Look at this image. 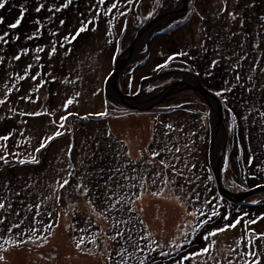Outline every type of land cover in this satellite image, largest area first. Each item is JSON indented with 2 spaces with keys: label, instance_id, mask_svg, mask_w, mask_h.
I'll return each instance as SVG.
<instances>
[{
  "label": "trees",
  "instance_id": "1",
  "mask_svg": "<svg viewBox=\"0 0 264 264\" xmlns=\"http://www.w3.org/2000/svg\"><path fill=\"white\" fill-rule=\"evenodd\" d=\"M191 1H198V3L200 1H232V3L228 7H225L221 14L217 12L212 13V17L203 14L201 16V23H203L202 30L198 31V33H187L177 41L171 38L174 33L184 28L186 32H189L188 25L190 22L188 18L176 22L162 30L153 39L150 45V53L144 59L134 64L137 67L134 70L137 72L138 69L142 67L147 68L151 63L155 64L159 69L152 72L151 70L154 68L146 69L145 77L156 73L170 72L171 69H185L196 74L204 88L221 100L224 116L230 127L231 137L229 138V147L227 151V164L223 172L225 188L234 192H243L258 186H263L264 172H260L258 169L264 168V142L260 149H257L255 145L247 149L245 148V145L249 141L245 142L240 136L237 113L243 108H248L251 110L250 114H264V86L259 87L264 83V24H262L264 21V0ZM0 2L5 3L4 8L0 9V18L3 19V23L0 24V36L5 37L6 40V42L0 41V100L5 101L3 105H0V137L5 135L10 137L6 142L0 140V145H6L8 158L12 161L9 165H4L2 162L0 163V193L5 192V195L1 197L0 200L6 198V203H4L6 206L5 209L0 210V217H2L0 219L4 220V224L0 225V227L4 230V233H6L4 238L5 241H10L6 243V245H13L16 247V244L25 245L28 244V242L39 239L41 240L39 247H41L45 245V242L42 241V237L46 236L50 238L49 234H51L52 231H50L48 226H52L55 216H59L55 212L54 215L49 214V212H46V214L49 215H45L38 211L37 194L39 190L37 191L36 184L43 183V181L47 182L44 178L49 175V171H51L55 165V163H48L49 159L50 157L56 159L54 157L56 154L51 148L58 141L60 142L63 136L55 137V139L49 142L46 148L41 149L40 153H34V149L40 145L37 146V143H39L37 139L39 137L45 139L49 136L47 132L52 127L55 128V123L47 127L41 124L40 126L43 130H34V143L28 147L24 145L27 138L23 134L17 136V133L20 131H16V126L21 125V129H27L32 126L35 127L48 115L47 112H49V110L53 109L54 112L58 109L61 110V103H58L57 99L59 95H61L62 98L68 84L65 82V77L64 79L59 78V51L66 52L67 50V54L71 53L80 58L83 57V64L81 65L83 69H85L88 54H96L101 59V54L92 52L93 49L98 48L99 50L97 51L109 52V56H107V62L109 63L107 69L108 77L113 71L115 61L134 40L138 29L146 25L150 17H152L151 12L147 16V19L142 17L143 6L146 4L149 8L150 4L147 0H133L132 3H129L128 0H120L118 9H113L111 13L105 15V10L111 6L114 0H106L104 5H98L97 0H71L67 8H64L63 5L67 3L68 0H6V2L5 0H0ZM41 5L43 7H40ZM38 7H40V11H37ZM126 7L134 9L133 11L129 10L128 15L132 16L134 22L139 17L140 24L135 28L132 26L136 32L131 33L132 36H128L125 39L126 45H122L120 41L127 35L126 33L129 27L126 30L125 25L119 21V18L122 16L121 12H124L123 8ZM57 8H59L60 11H56ZM219 16H221L220 20L216 22L212 20V18H217ZM17 20L20 21L19 26L11 28L10 25L16 23ZM89 21H92V23H89ZM82 24L89 30L77 37L72 44H68L64 40V37L70 34L74 35ZM115 24L117 25L113 28ZM214 25H216V27H213ZM96 29L104 30V36L107 40L102 42L98 39L97 42H94L93 31ZM29 37L33 38L29 39ZM53 44H55L57 48L55 55L51 53ZM37 49H43V51L37 52ZM23 50H27L26 55L22 54ZM47 51H50V58L56 64L55 70H58L55 72L56 76L45 71L41 67L37 68L34 65L30 66V58L36 59V64L38 63L44 66L46 64L45 59ZM83 51H85V53H82ZM17 55H20L19 60L15 59ZM146 65L147 67H145ZM161 65L167 66L160 67ZM29 66L30 71H26V69H29ZM133 68L134 66L125 70L120 79L123 93L132 96L138 93L139 85L143 78V76H141L140 79H131L130 75L133 72ZM33 76L35 79H33ZM237 76L240 77L239 80L236 79ZM20 77L25 78L21 79ZM106 78L102 81L100 95L104 103L107 102L105 88ZM127 78H130L131 83H133L131 89L124 85ZM232 78L234 82H230ZM91 80H95V86L91 85V88L93 90L98 89L100 82L96 79ZM134 83H137L136 88H133ZM41 85L43 86L41 87ZM4 87L7 88V91H5L6 96L2 94V88ZM225 88L229 89V91L225 92ZM42 90H45L44 95L40 93ZM148 90L152 91L153 87H150ZM218 91L224 92L223 100L215 94ZM181 94L183 95L182 99L185 97L187 101L180 102L176 104L177 106L167 107L168 109L163 110H167L171 113H186L184 106L180 105L185 104V102L188 104L195 100V103H193V106H195L194 111L196 109H203V114L207 116L208 113L209 117L208 106L205 105L202 100L198 99L194 92L185 91ZM21 97L26 98L21 99ZM27 97H30V99ZM191 98H194V100ZM182 99L163 102L160 103V106L161 108L169 106L172 105L171 103L179 102ZM225 100L227 101L226 104L224 103ZM198 102L204 107H200ZM38 103H41L42 106V110H39L41 115H39L40 118L34 119L32 118L33 115L27 110H35ZM57 103L59 106L51 108L52 105ZM108 104H112V106L118 108L113 102ZM68 107L69 104L66 103L62 105V110L63 108L68 109ZM186 108L189 110L193 109L187 106ZM229 108L231 112L228 111ZM154 109H159V107ZM72 110L74 109H71L69 114L73 113ZM85 110L86 109L81 112ZM36 113L39 112L37 111ZM203 114L201 116H203ZM192 115L194 117L193 110ZM81 116L87 115L78 114L74 118L73 115L68 116L69 124H74L77 121L83 123V125L80 126L83 131L79 134V136L82 137V141L77 140L73 143L70 157L76 158L78 156L82 163H80L81 166L85 167L84 174L86 177V188H88L87 193H90V195L94 197L95 205L96 202H102L104 204V198L100 196L104 163H89L90 160H109L111 163L108 164L111 168L112 163H117L116 160L119 149L125 145L129 152L134 157L136 156L138 151L136 142L123 131L105 130V128L94 127V121L97 125L104 117L92 116L90 119L80 120ZM186 116L189 117L188 115ZM170 117L172 116H168L167 118ZM233 117H235V119H233ZM193 119L185 120L184 124H188ZM195 119L198 122L196 130H198L200 132L199 135L203 137L202 141L198 143L204 159L203 165L200 166L199 163H187L189 172L185 173L184 167L177 168L176 165L169 163V161L163 157L167 146L169 147V145L173 143L181 145L179 137L175 136L176 134H174L171 129L167 128L162 144L153 147V152L159 151L160 156L155 158L152 157V159L146 158V160L144 156H142L136 158V163L134 160H131L129 162L131 165L127 164L128 169L134 171L141 163L145 172H152L154 177L151 178V174L146 173L142 182H145L144 185L148 187V192H162L163 194L156 196L147 194L146 196H141L136 194L138 189H132L134 193H130V196L125 197L124 200L127 211L121 209L123 204V202H121L115 210L110 212V219H105L111 221L113 225L112 234H116V227H118L125 233V237H127L128 233L126 232H128L129 226L139 223L138 218H136L130 210L134 206L132 203L134 197L138 196L140 197L139 205H141L140 207L149 220H151L153 216H148V213L151 215V208L148 206V202H152L154 206L162 210L166 215V211H169L170 217L172 213L177 219L181 218L183 226L184 224L188 226L185 230L189 233V237L182 242L178 249L167 248V252L171 250L172 253L168 257L161 256L158 251L154 256L155 259L151 261V264H175L178 257L200 251L208 243L202 239L204 234L208 231L223 227L226 223L230 224L237 217L245 213L249 215L246 216L245 219L241 221V225L237 227L247 236V233L243 230L245 220L256 218L258 220L256 228H259L258 231L264 233V220H260V217L264 216V193L249 198V200L251 199L250 201L247 199L240 204L231 202L219 193L216 180L208 163V148L210 143L208 122L205 123L200 117ZM234 127L235 132L232 134ZM158 131L159 129H157V132ZM88 132L91 133L87 136L86 134ZM154 143H156V141ZM148 146L152 148V146ZM15 153H21L22 158H26L30 153L38 155L41 163L39 165L18 164L15 162ZM2 154L5 153L0 152V155ZM252 156H254L255 159L249 163V158ZM161 159L174 165L176 169L183 171L184 176L176 177L173 169L164 168L163 164L159 163ZM151 161H154V163H151ZM145 164H147L146 167ZM192 165H195V168H192ZM25 168H30V172L27 173L28 171H26ZM18 170H20L21 173H17ZM209 175L212 177L211 180L207 179ZM137 176L135 178H137ZM253 176H255L256 179H252ZM184 177H187L188 180L186 181ZM165 179H175L176 183L165 185L163 182ZM24 181L28 183V186L25 185ZM26 191L28 194H26ZM197 195L199 199H197ZM215 197L220 198L219 202L214 199ZM255 198H259L258 201L254 200ZM205 201H211L212 204H206ZM253 201H257V203H253ZM0 203L3 202L0 201ZM80 203L74 201L68 206L69 211L74 210V212L77 213L74 224L79 238L89 237L90 241L95 240L96 244L99 246L103 236H98L100 234L96 231L95 225L98 224L101 226L104 224L103 222L98 223L96 220L94 221V219L93 223L89 222V217H85L83 214L84 212L80 211V207H82ZM165 205L168 207H164ZM212 205L216 206V210L220 213V216L211 218L208 223L205 224L204 221L206 216L201 214V210L205 214H210ZM96 208L98 210L97 212L108 213L106 209H101L98 205H96ZM189 212L194 213V215L189 216ZM17 213H19V215H17ZM160 215L161 213H159V216ZM224 215H229L230 219L225 221L222 218ZM40 216L43 217L40 218ZM77 218H81L80 224L77 223ZM121 221H129V223L125 225L124 223H120ZM17 223H21V228L16 229L12 227V225ZM114 225H116V227H114ZM251 226L258 234L255 224ZM193 229H195V231H193ZM225 233L226 232L218 233L217 236ZM142 234L145 235L143 230ZM174 234H176V230ZM17 235L21 236L19 240H17ZM140 235L141 233L137 232L132 234V238L134 237L133 239L136 240ZM65 236L67 237L68 245L77 240L75 235L66 234ZM216 237H212L210 240L215 241ZM21 241L26 243H21ZM217 243L218 242L215 241L214 247L210 249L207 254L198 256L194 260L186 261L185 264H199L203 257L207 255H216L215 248ZM122 244L123 241L119 237L113 250L109 252L111 253V264H117L119 261L120 257L117 253L121 249ZM255 244L258 247L260 241L256 240ZM257 247L256 249L258 250ZM262 248L264 249V247ZM129 250L132 251L131 248H129ZM242 251L243 253L245 252V250ZM91 253L93 255L89 254L86 256L90 261L89 264H104V258L98 259L95 257V247H92ZM196 260H199V262ZM131 264H133V262Z\"/></svg>",
  "mask_w": 264,
  "mask_h": 264
},
{
  "label": "rangeland",
  "instance_id": "2",
  "mask_svg": "<svg viewBox=\"0 0 264 264\" xmlns=\"http://www.w3.org/2000/svg\"><path fill=\"white\" fill-rule=\"evenodd\" d=\"M149 1V8L145 4L143 6V14L142 17L144 19H147L149 13L152 11L151 16H155L157 13L162 12L163 6H164V0H147ZM178 1V0H177ZM232 1H198L193 2L189 1V6L186 14L182 17H180L182 20L187 19L189 20L190 24L188 25L189 32H186V29H182L177 33H174L171 38L174 41H177L184 37L187 33H198V31L202 30V24L201 23V16L203 14H206L209 17H212V13H223V9L225 7H228ZM129 10H132L129 7L123 8L124 13L126 15H123L119 18V21L122 23L125 22V26L129 27V30L127 31V35H125V40L128 36H132L131 33H134L133 27H136V25L139 24L140 18L136 19L134 22V19L132 22H126L127 18H130ZM134 10V9H133ZM132 10V11H133ZM220 17L212 18L214 22L217 20H220ZM133 24V27H132ZM264 24V21L262 22ZM115 24L113 28L116 26ZM213 27H216L214 25ZM136 32V30H135ZM93 39L94 42L98 41H105L104 36V30L96 29L93 31ZM98 45V44H97ZM99 46V45H98ZM100 47V46H99ZM97 49H93L92 52L101 54V59L96 54H88L85 69L81 67L83 64V57H79L77 55L73 54H66L64 51H59V78L66 79L68 87H66L65 93L62 95H59V98L57 99L58 103H61L60 108L61 110L53 111V109L49 110L47 112L46 117H42L43 120L41 123H38L35 127H29V128H23L21 129V125L16 126V131H20L17 133V136L23 134L27 141L24 144L25 147H28L29 145H33L34 143V130L40 131L43 130V128L40 126L47 127L48 125H51L52 123H55V128L52 127L47 132V137L52 136L55 132L61 131L64 133V135L55 145L52 146L51 150L55 152L56 155L54 157L56 159H53L50 157L48 163H55L53 169L49 171V175L45 176L44 179H46L47 182L43 181V183H37V191L41 190L43 194L47 193L46 198V205L42 207L43 212L45 211H51L53 209L54 211H57L59 202L61 205H63L66 202L73 203L74 201L80 203H84V206L86 208L80 207V211L84 212L85 217H89L90 222L93 223L96 220L98 223L103 222L104 225L99 226L98 224L96 226V231L100 234L98 236H104L101 238V245H97L99 250H103L102 253H106L107 251H112L113 246L115 243L110 244V240L108 237L111 236V230H112V224L111 221L105 220L110 219V214L108 213H101V212H95L96 211V205H95V199L90 193H87L88 188H86V177L84 174L85 167L81 166V162L79 160V157L76 158L70 157L68 153V149L75 141H82V137L79 136V134L83 131L81 129V125H83L82 122L77 121L74 124H69L68 119L63 120L62 118L64 116H69V112L71 109L73 113L78 114H85L88 115L89 113H99L103 111H107L109 115L107 117H104L99 124H94V127L98 128H105V130H116V131H123L125 132L133 141L136 142L137 147V154L134 157L128 150V148L125 146L121 147L119 149V153L117 156V163H112L111 168L109 167L108 163H111L109 160H90L89 163H104L103 165V182L101 186V192L100 196L104 198V205L106 207H112L113 205H116V201L120 200L124 203L125 197L130 196V193H134L132 189H138L137 195L146 196L147 193L144 192L145 182L143 181V177L146 173L143 170L142 164L140 163L139 166L133 171L132 169H128V165H131L129 162L131 160H134L136 163V158L144 156L145 160L146 158H151L152 156L149 155L150 151L153 152V147L155 145L160 146L164 140V137L167 132V125L171 124L173 126L174 130H171L175 136H178L181 145L178 144H170L169 147L167 146V149L165 153L163 154V157L169 161V163H173L176 165L177 168L184 167L185 173H188V167H185L187 163H199L200 166L203 165L204 159L202 157V152L200 150L199 142L202 141V136L199 135V131L196 130V127L198 126V122L195 118H201L202 121L205 123L208 122L209 126V117L208 113L207 116L203 114V109L195 110L193 103H195L194 98H191V103L182 104L184 108L186 109V113H171L167 110L161 109V106H158L159 109H153L145 112H135L125 109H118L112 104H108L109 101L103 102L101 99V86L102 81L107 77V69L109 63L108 60V53L109 52H101L97 51ZM78 52V51H77ZM79 53V52H78ZM82 53H85L83 51ZM105 57H103V56ZM107 57V59H106ZM31 65H34L37 68H42L47 72H50L52 75H55V72L58 70L56 69L55 62L50 58V51L46 52V59H45V65H39L36 64V59L30 58ZM150 68H156L155 64H149L147 68H141L139 72H136L133 70L131 76V79H140L141 76L145 78V70ZM124 72V71H123ZM121 72L120 74H122ZM150 72V71H149ZM187 76H192L198 79L196 74H193L190 70H175L171 69L170 72L165 73H157V78L153 77L150 79L149 82L152 84L151 87H160L163 86L169 82L175 81H185ZM15 77V76H14ZM96 79L100 82V86L98 89L93 90L91 88V85H94ZM119 78V82H120ZM91 80V81H90ZM199 80V79H198ZM197 80V81H198ZM261 80V78H260ZM259 80V81H260ZM10 81V80H7ZM199 82V81H198ZM230 82H234L233 78L230 80ZM10 83V82H9ZM93 83V84H92ZM131 83L130 78H127L124 82V85L131 89ZM252 85V84H251ZM256 85V84H255ZM133 88H136L137 83H134ZM203 86V85H202ZM253 86V85H252ZM264 83L261 84L259 87H263ZM140 87V85H139ZM4 89V90H3ZM145 90V88H143ZM148 91V89L146 88ZM160 90V89H159ZM7 88H2V94L6 96ZM45 90H42L40 93L41 95H44ZM149 92V91H148ZM183 95L180 93L173 98H171V101H174L175 99H182ZM190 98V97H189ZM71 99L73 101L72 104L69 105L68 109L63 108L62 105H65L67 101ZM108 99L113 100V97L111 96V93L108 92ZM187 101L184 97V99L180 100L179 102L171 103L173 106H176V104H179L180 102ZM52 105L51 108L59 106V104ZM199 106L204 107L200 102ZM206 105V104H205ZM187 107L193 108L194 117L192 115V110H189ZM47 109H49L47 106H45ZM113 107V108H112ZM86 109L85 111L81 112L82 110ZM39 110H42L41 103H38L35 110L28 109L27 111L30 113H36L37 111L40 113ZM202 110V112H201ZM251 110L248 108H243L241 111L237 113V119L238 124L240 127V136L244 139L245 142H248L245 145V148H249L253 145L257 149H260V147L263 145L264 142V116L260 114H250ZM174 114V116H173ZM203 114V116H201ZM188 115L189 117H187ZM77 115H73V118ZM168 116H172L170 118H167ZM84 117V116H81ZM80 117V120H81ZM246 117V119H245ZM34 119L40 118L39 116H34ZM194 118V119H193ZM33 119V120H34ZM187 119H193L188 124H184V121ZM227 121V120H226ZM21 124V123H20ZM63 124L64 127L60 128L59 125ZM228 124V122H227ZM181 126V127H180ZM187 126V127H185ZM229 126V124H228ZM157 129L159 131L157 132ZM210 129V128H209ZM156 132V134H155ZM230 132V127H229ZM235 132L232 131V134ZM91 132H88L86 135L88 136ZM46 137V138H47ZM231 137V135H230ZM15 138V137H14ZM13 138V140H14ZM44 138L39 137L37 141V146L43 141ZM129 141V140H128ZM156 141V143H154ZM153 142V143H152ZM152 146L149 147L148 145ZM185 145H188V147H185ZM176 148H180V152H175ZM170 149L171 151H168ZM57 151V152H56ZM167 152V153H166ZM130 154V156L128 155ZM177 157L179 159H177ZM143 158V159H144ZM1 163V162H0ZM81 163V164H80ZM147 163V162H144ZM151 163H154V161H151ZM147 164H145V167ZM47 169V168H46ZM27 173L30 172V168H25ZM48 170V169H47ZM21 173L20 170L17 171V173ZM71 173V175H69ZM151 174V178H153V174ZM42 175V174H41ZM40 175V176H41ZM138 175V176H137ZM32 176V175H31ZM113 177L111 181H109V177ZM135 180L129 179V177H136ZM67 179L68 184L61 187V184H63V181ZM25 182V181H24ZM28 183L25 182V185ZM143 185V187H142ZM264 186V185H263ZM36 191V192H37ZM229 191V190H228ZM232 193L237 194V197L235 198L236 201H239L242 196L243 192H234L230 191ZM111 197V200L108 199V197ZM255 197V196H254ZM145 198V197H144ZM252 198V197H250ZM44 199V198H43ZM41 199L39 201V204L42 206ZM259 198H255L254 200L258 201ZM139 200L137 197H134V201L136 202L133 208L135 209L132 211V214L138 218L140 221L141 219L144 220L145 225H147V229H145L144 225L132 224L129 226V228L132 230V234H135L137 232L142 234V230L144 231V234L147 235L149 232L151 233L152 237L156 239L160 245L163 246L164 251L167 252V248L169 249H178V247L181 246L182 242L185 240V238H182V231L180 230L183 226L182 219H177L174 214L171 213V217L169 216V211L167 212V215L162 211L159 210L156 206L153 205L152 202H148V206L151 208V215L148 213V216L152 217L151 220L147 217L145 212L140 211L141 205H139ZM247 200L246 198L241 199L238 204L245 202ZM251 200V199H250ZM248 199V201H250ZM2 202V200H0ZM53 201L55 202L56 209L52 207ZM57 201V202H56ZM91 202V203H90ZM103 205V204H102ZM48 207V208H47ZM164 207H168L165 205ZM93 209V210H90ZM102 208V207H101ZM127 211V207H126ZM159 213L161 215L159 216ZM59 216V215H58ZM77 213L73 211L69 212H61L59 223L57 228H55V225H52L50 228L51 234L50 238L45 239V237H42V241L45 242V245L39 247L41 240L37 239L34 240V242H28V244L20 245L19 247H14L13 245H6L5 243V234L4 230L0 227V256H4V260L0 261V264H89V259L85 258H77V256H74L71 252V249L67 243V237L65 236L68 234V232L72 233L75 232V235L78 236L77 231L74 229V219L76 218ZM43 216H40L42 218ZM161 217V218H160ZM2 218V217H0ZM78 219V224L81 222V218ZM76 219V220H77ZM96 222V223H97ZM185 225V224H184ZM188 227V226H187ZM186 227V228H187ZM257 227V223L255 224V228ZM176 230V234H174ZM249 230H253L252 226L249 225ZM258 234L261 233L259 228H256ZM109 232V233H108ZM128 233V232H126ZM175 236H174V235ZM178 237H181L179 240H177ZM21 238L20 235H17V240ZM134 238V237H133ZM247 236L240 230V228L231 229L229 228L225 234L219 235L215 238V241L218 243L216 244L215 248V254L213 256H206L202 260H200L201 264H229L226 263L225 260L229 262V260L233 261L234 264L240 263L242 264L241 256L243 254L242 250H246V243H247ZM176 241V243L179 245L178 247H172V242ZM142 245L145 243L144 241L140 242ZM82 248H88L90 249L89 245L84 244ZM258 250L264 251L262 247H260V244H258ZM5 249L7 251H5ZM232 249H235L236 251L233 252ZM257 250V249H256ZM130 251V250H129ZM160 252V249L157 248L155 252L152 254H149V259L154 257L156 253ZM66 252L68 256L66 255ZM199 262V260H196ZM132 262L130 261L129 264Z\"/></svg>",
  "mask_w": 264,
  "mask_h": 264
},
{
  "label": "snow or ice",
  "instance_id": "3",
  "mask_svg": "<svg viewBox=\"0 0 264 264\" xmlns=\"http://www.w3.org/2000/svg\"><path fill=\"white\" fill-rule=\"evenodd\" d=\"M5 2H6V0H5ZM128 2L132 3L133 0H128ZM70 3H71V0H68V2L65 3L63 5V7L67 8ZM105 3H106V0H97V4L98 5H104ZM119 3H120V0H114V2L111 4V6L105 10L104 14L107 15L108 13H111L113 9H118ZM4 6H5V3L4 2H0V9L4 8ZM40 7H43V6L41 5ZM40 7L37 8V11H40ZM56 11H60V9L57 8ZM121 15L122 16L126 15V13L121 12ZM233 18H235V17H233ZM109 22H111V21H109ZM2 23H3V19L0 18V24H2ZM19 23H20V21L17 20V22L11 24L10 27L11 28H16V27L19 26ZM89 23H92V21H89ZM88 30L89 29L82 24L76 30L74 35L70 34L69 36H65L64 40L68 44H72L76 40L77 37H79L82 33L87 32ZM32 38L33 37H29V39H32ZM17 39H18V37H17ZM0 41L6 42L5 37L0 36ZM40 51H43V49H37V52H40ZM56 52H57L56 45L53 44L52 47H51V53L53 55H55ZM22 54L26 55L27 54V50H23ZM66 54H67V50H66ZM37 58H39V57H37ZM15 59L19 60L20 59V55H17L15 57ZM166 66L167 65H161V67H166ZM26 71H30V66H29V69H26ZM49 75H51V74H49ZM20 78L24 79L25 77H20ZM33 79H35L34 76H33ZM236 79L239 80L240 77L237 76ZM65 82H68V81H65ZM42 86L43 85H41V87ZM227 91H229V89L225 88V92H227ZM133 94H135V93H133ZM215 94L217 96L221 97V99L223 100L224 92H219L218 91ZM25 98L26 97H21V99H25ZM27 98L30 99V97H27ZM4 103H5L4 100H0V105H3ZM72 103H73V101L71 99H69L67 101V104H69V105L72 104ZM224 103L226 104L227 101L225 100ZM228 111L231 112V109L229 108ZM31 115L39 116V115H41V113H31ZM69 115H78V113H70ZM108 115H109V113L107 111H103V112H99V113H89L87 116L81 117V119H90L92 116L107 117ZM262 115H264V114H262ZM62 119L63 120H67L68 116L66 115ZM233 119H235V117H233ZM245 119H246V117H245ZM59 127L63 128L64 125L61 124V125H59ZM166 127L168 129L174 130L173 126L171 124L167 125ZM61 135H64V133L61 132V131H57V132H55L53 134V136L45 138L40 143V145L34 149V153H40L41 149L42 148H46L49 145V142L51 140H53V139H55V137L61 136ZM9 139H10V137L7 136V135H5L3 137H0V140H3L5 142L8 141ZM185 147H188V145H185ZM71 150H72V148L70 146L69 149H68L69 156L71 154ZM168 151H171V150L168 149ZM180 151H181L180 148H176L175 149V152H177V153L180 152ZM0 152L5 153V154L0 155V162H2L4 165L11 164L12 161L9 160V158H8L6 145H0ZM128 155L130 156V154H128ZM150 155L153 158H155L157 156H160V152L159 151H154V152H151ZM14 157H15V162H17L18 164H21V165H24V164L39 165L41 163V160L39 159V156L35 155V154H32V153H30L26 158H22V154L21 153H15ZM177 159H179V158L177 157ZM254 159H255L254 156L250 157L249 158V163H251L252 160H254ZM159 163L163 164L164 168L173 169L175 171V176L176 177L184 176L183 171H181L179 169H176L174 165L169 164L165 160L161 159L159 161ZM185 167H187V165H185ZM192 168H195V165H192ZM258 171L264 172V168H260V169H258ZM69 175H71V173H69ZM184 178H185L186 181L188 180L187 177H184ZM211 178L212 177L210 175L207 177V179H209V180H211ZM112 179H113V177L110 176L109 177V181H111ZM129 179L135 180L136 178L135 177H129ZM252 179H256V177L253 176ZM163 182H164L165 185H169V184L176 183V180L175 179H172V180L165 179ZM188 182H190V181H188ZM66 184H68V180L67 179H65L63 181V184H61V187H63ZM142 187H143V185H142ZM144 192L147 193L150 196H156V195H162L163 194L162 192H159V193H157V192H148V189L146 187L144 188ZM108 199L111 200V197L109 196ZM137 199H140V197L138 196ZM197 199H199L198 195H197ZM214 199H216L219 202L220 198L215 197ZM116 203L120 204L121 201L117 200ZM132 203H133V205H135L136 202L132 201ZM205 203L209 204V205L212 204L211 201H205ZM253 203H257V201H253ZM5 207L6 206H5L4 203H0V210H4ZM9 207H10V205H9ZM130 210L134 211L135 209L132 208ZM140 211H143V209L141 208ZM201 214L206 216L205 221H204L205 224H207L208 221L211 218L220 216V213L216 210V206L215 205H212V210H211L210 214H205V213H203L202 210H201ZM17 215H19V213H17ZM188 215L189 216H193L194 213L189 212ZM248 215L249 214L245 213L242 216L237 217L230 224L226 223L223 227L208 231L206 234H204L202 236V239L204 241L208 242L206 244V246L204 248H202L198 252H194V253H191V254H188V255H182V256L178 257L176 259V261H175V264H185L186 261H191V260H194L198 256H203V255L207 254L210 251V249H212L214 247V245H215V241L214 240H210V238L216 237L218 235V233L226 232L229 228L236 229L238 225H241V221L244 220L245 217L248 216ZM222 218L225 221H228L230 219V216L229 215H224ZM260 220H264V216H261ZM21 223L14 224V225H12V227L16 228V229H19V228H21ZM120 223H124L125 225H127L129 223V221H121ZM256 223H258V220L256 218H250V219L245 220V223H244V226H243V230L247 233L248 239H247V243H246V250L241 256L242 264H262L261 257H264V252H260V251L256 250L257 246L255 244V241L259 240L260 241V247H264V233L257 234L254 230H249V225H254ZM3 224H4V220L0 219V225H3ZM139 224L140 225H144L145 229H147V225H145V222H144L143 219H141L139 221ZM48 227L50 229L52 226L49 225ZM114 227H116V225H114ZM186 227L187 226L184 225L180 229L182 231V238H185V239L189 237V233L185 230ZM193 231H195V229H193ZM117 237H120L121 240L123 241L121 249L117 253L118 256L120 257V259L117 262V264H129L130 261L133 262V264H151V261L154 260L155 258L152 257L151 260H150L149 259V254L155 252L157 248L160 249L159 254L161 256H163V257H168V256H170L172 254L171 250L168 251V252H165L163 250V246L160 245V243L156 239H154L152 237L150 232L147 235L141 234L138 239L134 240L132 238V230L130 228L128 230L127 237H125V233L123 231H121L118 227H116V235L115 236H110V237H108V239L114 241V240L117 239ZM180 238L181 237H178L177 240H179ZM45 239H47V237H45ZM141 241H144L145 243L142 245L140 243ZM9 242L10 241H5V243H9ZM33 242L35 243V241H33ZM21 243H26V242L21 241ZM83 243H84L83 239L78 240L76 242V248L78 250L81 249ZM92 243L95 244L96 241L93 240ZM15 246L19 247L20 245L16 244ZM178 246L179 245L176 243V241L172 242V247H178ZM129 248H131L132 251H129ZM5 251H7V250L5 249ZM91 251H92L91 249H88L89 253H91ZM232 251L235 252L236 250L232 249ZM101 255L104 257V264H111V253H107V254L101 253ZM4 259H5L4 256H0V261H3ZM229 264H234V262L229 260Z\"/></svg>",
  "mask_w": 264,
  "mask_h": 264
},
{
  "label": "water",
  "instance_id": "4",
  "mask_svg": "<svg viewBox=\"0 0 264 264\" xmlns=\"http://www.w3.org/2000/svg\"><path fill=\"white\" fill-rule=\"evenodd\" d=\"M181 1L178 7L171 13L162 15L157 14L138 32L135 39L132 41L129 48L124 52L120 59L115 63L114 71L111 73L106 82V97L110 91L113 97V102L118 105L138 111H148L160 103L166 101L174 94L190 90L194 92L200 100H202L209 108V128H210V143H209V165L214 174L219 193L233 203H238L243 198H249L255 194L264 192V186H258L251 191H245L241 195V199L236 201L237 194L228 191L222 181L223 171L227 163V149L229 145V126L224 116V109L221 100L212 92L205 89L201 82L192 76H187L185 81L171 83L158 91L147 92L140 87L136 95H126L122 92L119 85L120 73L135 57L137 47L143 48L145 42L149 43L154 36L162 28L167 27L173 22L181 19L180 17L186 14L190 0ZM148 37V38H147ZM199 82H198V81ZM109 90V91H108ZM225 134V140L220 142V134Z\"/></svg>",
  "mask_w": 264,
  "mask_h": 264
},
{
  "label": "clouds",
  "instance_id": "5",
  "mask_svg": "<svg viewBox=\"0 0 264 264\" xmlns=\"http://www.w3.org/2000/svg\"><path fill=\"white\" fill-rule=\"evenodd\" d=\"M180 2L181 1H176V4L172 7V10L171 11H169V12H167L166 14H169V13H171V12H173L174 11V9H176L177 7H178V5L180 4ZM189 6V5H188ZM166 7V6H165ZM165 7H163V9H165ZM133 10V9H132ZM131 10V11H132ZM187 10H188V8H187ZM187 12V11H186ZM157 14H162V15H166V14H163V12H159V13H157ZM156 14V15H157ZM151 15H152V11H151ZM155 15V16H156ZM155 16H152V17H150V19H149V21L153 18V17H155ZM138 19H139V17H138ZM182 19H179V20H177V21H175V22H173L172 24H174V23H176V22H179V21H181ZM133 21V18H132V16L130 15V18H127V21L126 22H132ZM123 24L125 25V22H123ZM140 24V23H139ZM172 24H170V25H168L167 27H164V28H162L160 31H158L154 36H152V38H151V40H150V42L149 43H147V42H145V46L143 47V48H138L137 47V49H136V53H135V57H133V60L132 61H130L129 63H127L128 65L125 67V69H124V72H125V70H127L129 67H132V66H134V68L132 69V70H134L135 68H137L134 64L136 63V62H138V61H140V60H142V59H144L149 53H150V45H151V43H152V41H153V39L155 38V36L158 34V33H160L162 30H164V29H166V28H168L169 26H171ZM132 26H133V24H132ZM145 26V25H144ZM143 26V27H144ZM136 27H138V25H136ZM125 28H126V30L128 29V27H127V25L125 26ZM135 28V27H134ZM142 27H140V29H141ZM140 29H138V31L140 30ZM125 30V31H126ZM133 31L135 32V30L133 29ZM137 36V35H136ZM148 38V37H147ZM124 39V38H123ZM135 39V38H134ZM105 40H107V38L105 37ZM120 43H122V45H126V42H125V40H121L120 41ZM132 43V42H131ZM131 45V44H130ZM130 45H128L127 46V48L122 52V54L117 58V60L115 61V63L120 59V57L124 54V52L129 48V46ZM115 63H114V66H115ZM145 67H147V65L145 66ZM161 67V66H160ZM159 69V67H156V68H154V69H152L151 70V72L152 71H157ZM113 71H114V68H113ZM112 71V72H113ZM140 71V69H138V71L137 72H139ZM111 72V73H112ZM123 72V73H124ZM123 73L120 75V78L122 77V75H123ZM111 75V74H110ZM109 75V76H110ZM109 76L106 78V81H105V87H106V82H107V79L109 78ZM153 77H155V78H157V73L156 74H152V75H148V76H146L145 78H142V81H141V83H140V87L141 86H143V88H145V91H147L146 90V88L147 89H149L150 87H151V85L150 84H152L151 82H149L150 81V79L151 78H153ZM196 77V76H195ZM175 81H172V82H169V83H167V84H165V85H163V86H160V87H153V90L152 91H158L159 89H161V88H163V87H165V86H167V85H169V84H171V83H174ZM119 85H120V88H121V90H122V84L119 82ZM140 87H139V90H140ZM109 91V90H108ZM149 91V90H148ZM147 91V92H148ZM152 91H149V92H152ZM185 91H190V90H184V91H181V92H178V93H176V94H174L173 96H171L170 98H168V99H171V98H173L174 96H176V95H178V94H180V93H182V92H185ZM122 92H123V90H122ZM139 92V91H138ZM109 93H110V91H109ZM136 95V94H135ZM196 95V94H195ZM197 96V95H196ZM198 97V96H197ZM166 100V101H164V102H171V100ZM198 99H199V97H198ZM107 101H109V103H112L113 101H111V100H109V99H107ZM113 103H115V102H113ZM163 103V102H162ZM116 104V106L117 107H119V108H122V109H126V110H130V111H135V112H145V111H138V110H133V109H127V108H124V107H122V106H120V105H118L117 103H115ZM158 106H160V104L159 105H157L156 107H154V108H158ZM173 107V104L172 105H169V106H164V107H162L161 109H168L167 107ZM177 106V105H176ZM180 106H182V105H180ZM154 108H152V109H150V110H153ZM149 111V110H148ZM229 138H230V132H229ZM228 147H229V145H228ZM208 151H209V148H208ZM227 151H228V149H227ZM208 163H209V155H208ZM227 164V163H226ZM210 166V165H209ZM211 168V167H210ZM212 170V169H211ZM225 170V169H224ZM224 172V171H223ZM214 175V174H213ZM222 181H223V175H222ZM223 184H224V182H223ZM225 186V185H224ZM255 188H257V187H255ZM255 188H253V189H255ZM253 189H251V190H253ZM251 190H248V191H251ZM230 191V190H229ZM247 191V192H248ZM245 192V191H244ZM262 193H264V192H262ZM262 193H258V194H255V195H253V196H251V197H254V196H257V195H259V194H262ZM26 194H28V192L26 191ZM5 195V192H2V193H0V198L1 197H3ZM37 196H38V211L41 213V214H45V215H49V214H52V215H54V212L55 213H57L58 215H59V217H56L55 216V219H54V223L52 224V225H55L56 227L55 228H57V226H58V223H59V218H60V213L62 212H69V208H68V206H69V204H71V202H66V203H64L63 205H61L60 204V202H59V205H58V209H57V211H54L53 209H51V211H49V214H46V212H48V211H45V212H43V210H42V207L43 206H45L46 205V198L45 197H47V200L49 199L48 198V196H47V193H45V194H43V192H41V190H39L38 191V194H37ZM44 198V199H43ZM250 198V197H249ZM249 198H247V199H249ZM41 199H43V201H42V206L39 204V201L41 200ZM2 202L3 203H6V198L5 199H2ZM57 202V201H56ZM53 203L54 204H52V207L54 208V209H56V205H55V202L53 201ZM81 205H82V207L84 208L85 206H84V203L82 202V200H81V203H80ZM103 203L102 202H96V205H98V207H102L101 209H106L107 211H108V214H110V212L111 211H113V210H115L116 208H117V206L119 205V204H116V205H113L112 207H106L104 204L102 205ZM48 208V207H47ZM87 208V207H86ZM121 209L124 211V210H126V205H125V203H123L122 204V206H121ZM90 210H93V209H91L90 208ZM94 211V210H93ZM98 210L96 209V211L95 212H97ZM89 220V219H88ZM89 222H90V220H89ZM74 229L77 231V229H76V227H75V224H74ZM111 233H112V230H111ZM68 234H70V235H75V232H72V233H70V232H68ZM77 234H78V232H77ZM116 234L115 233H113V234H111V236H115ZM76 236V235H75ZM77 237V240L74 242V243H72V244H69V247H70V249H71V252H72V254L74 255V256H77V258H80V257H82V258H85L86 259V256L87 255H89V254H92V253H88V251H87V249L88 248H81V249H77L76 248V242L78 241V240H80V238H79V234H78V236H76ZM104 237V236H103ZM118 238L119 237H117V239L116 240H110V244H113V243H117V241H118ZM83 239V241H84V243H83V245L84 244H87V245H89V247H90V249L92 250V247H95L96 246V243L95 244H93L92 243V241H90V239H89V237H83L82 238ZM69 243H71V242H69ZM115 244H114V246H115ZM83 245H82V247H83ZM101 245V244H100ZM114 246L112 247V248H114ZM96 248V253H95V257H97L98 259H103L104 257L101 255V253L103 252V250H99L97 247H95ZM257 251H260V250H257ZM110 251H107L106 250V253L105 254H107V253H109ZM260 252H264V251H260ZM93 255V254H92ZM206 257V256H205ZM204 258V257H203ZM202 258V259H203ZM261 260H262V264H264V257H261ZM225 262L226 263H229L227 260H225ZM199 264H201V262L199 263ZM236 264H241L240 263V261L238 262V263H236Z\"/></svg>",
  "mask_w": 264,
  "mask_h": 264
},
{
  "label": "bare ground",
  "instance_id": "6",
  "mask_svg": "<svg viewBox=\"0 0 264 264\" xmlns=\"http://www.w3.org/2000/svg\"><path fill=\"white\" fill-rule=\"evenodd\" d=\"M177 0H164V6L165 9L162 10L163 14H166L167 12L172 10V7L176 4ZM175 10V9H174ZM225 140V134L221 133L219 138V144L220 142H223ZM66 255L68 256L67 252Z\"/></svg>",
  "mask_w": 264,
  "mask_h": 264
}]
</instances>
